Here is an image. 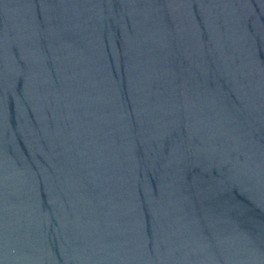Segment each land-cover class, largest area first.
<instances>
[{"label": "water", "instance_id": "water-1", "mask_svg": "<svg viewBox=\"0 0 264 264\" xmlns=\"http://www.w3.org/2000/svg\"><path fill=\"white\" fill-rule=\"evenodd\" d=\"M0 264H264V0H0Z\"/></svg>", "mask_w": 264, "mask_h": 264}]
</instances>
